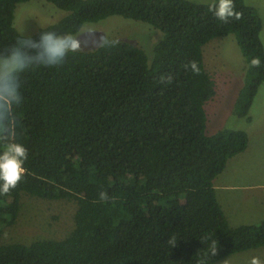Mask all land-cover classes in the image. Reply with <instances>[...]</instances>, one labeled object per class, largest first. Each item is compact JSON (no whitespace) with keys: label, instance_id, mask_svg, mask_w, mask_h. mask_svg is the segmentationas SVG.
<instances>
[{"label":"trees","instance_id":"1","mask_svg":"<svg viewBox=\"0 0 264 264\" xmlns=\"http://www.w3.org/2000/svg\"><path fill=\"white\" fill-rule=\"evenodd\" d=\"M30 1L0 0V50L21 36L16 9ZM42 1L68 14L31 38L45 31L76 35L87 24L120 17L150 25L161 39L152 59L137 45L106 42L70 53L60 67L23 74L14 140L28 158L23 179L0 194V264H217L264 248V220L232 227L217 198L215 180L247 150L249 135L207 134L205 105L216 83L203 54L212 40L236 36L247 69L235 113L250 122L264 84L258 10L233 0L240 18L224 23L209 10L218 0ZM256 58L259 67L251 66ZM193 60L198 74L184 67ZM25 197L75 201L70 236L4 244Z\"/></svg>","mask_w":264,"mask_h":264},{"label":"rangeland","instance_id":"2","mask_svg":"<svg viewBox=\"0 0 264 264\" xmlns=\"http://www.w3.org/2000/svg\"><path fill=\"white\" fill-rule=\"evenodd\" d=\"M190 1L208 4L213 0ZM245 2L255 7L262 18L261 39L264 44V0ZM67 14L51 3L32 0L18 5L14 26L21 35L31 37L59 22ZM73 36L80 51L94 50L106 42H127L141 47L150 59L153 58L154 46L161 39L160 32L150 25L120 17L87 24ZM203 54L205 66L216 83V95L205 105L207 134L229 129L243 130L249 135L247 150L229 160L226 169L218 177L222 181L221 186L226 189L221 187L218 194L221 199L224 195L230 196L229 203L222 201L226 213L233 212L230 226L250 225L264 220V213L256 218L245 213L255 201L264 202V84L259 88L250 109L249 117L252 120L249 122L235 113L247 69V61L236 36L230 34L212 40L204 46ZM76 212L75 201L25 197L17 222L4 230L3 243L28 245L41 240L67 238L75 229ZM253 259H259L264 264V248L230 256L217 264H252Z\"/></svg>","mask_w":264,"mask_h":264},{"label":"clouds","instance_id":"3","mask_svg":"<svg viewBox=\"0 0 264 264\" xmlns=\"http://www.w3.org/2000/svg\"><path fill=\"white\" fill-rule=\"evenodd\" d=\"M216 18L224 23L229 18H240L234 11L233 0H218L210 8ZM78 45L70 33L58 34L54 31L41 32L38 38L19 36L15 43L0 50V194H8L23 179V167L28 158L27 148L14 140L16 125V109L22 103V76L25 72L38 67H60L70 53H76ZM251 66L259 67V58L251 61ZM193 73H199L196 61L184 65ZM170 83L172 76L166 77ZM165 77H161L163 83ZM106 199L105 194H101ZM252 264H261L253 259Z\"/></svg>","mask_w":264,"mask_h":264},{"label":"crops","instance_id":"4","mask_svg":"<svg viewBox=\"0 0 264 264\" xmlns=\"http://www.w3.org/2000/svg\"><path fill=\"white\" fill-rule=\"evenodd\" d=\"M215 189H216V193H217V198L222 206V201L225 202V203H229L230 202V196L229 195H224L222 197V199L219 197V194H218V191L220 190V188L222 187V181H220V179L218 180V178L215 180ZM224 190H226L224 187H222ZM252 201H254V198H251ZM256 203L253 205V207H249L245 213L252 216V217H258L260 214L262 215V213H264V202H261L260 200L258 201H255ZM226 216H227V219H229V224L230 222H233V212L229 211V213H226L224 207L222 206ZM254 218V219H255ZM263 221V220H262ZM261 222V221H259ZM259 222H256V223H253V224H257ZM253 224H250V225H253ZM239 226H242V225H239ZM239 226H236V227H239Z\"/></svg>","mask_w":264,"mask_h":264}]
</instances>
